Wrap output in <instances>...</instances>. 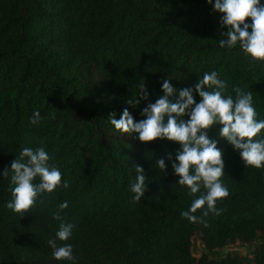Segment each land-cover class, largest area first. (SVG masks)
I'll return each mask as SVG.
<instances>
[{"label": "trees", "instance_id": "16d2710c", "mask_svg": "<svg viewBox=\"0 0 264 264\" xmlns=\"http://www.w3.org/2000/svg\"><path fill=\"white\" fill-rule=\"evenodd\" d=\"M214 2L0 0V174L23 147H43L62 174L61 186L22 217L6 207L10 176L0 175V264H264V167L244 166L212 126L208 137L223 151L229 195L217 201L219 215L204 218L207 227L191 223L180 213L195 197L171 166L180 145L141 142L109 119L124 108L143 119L165 79L179 90L217 71L228 85L224 95L235 99V86L251 91L256 119L264 120V61H252L239 45L220 47L228 29ZM142 83L148 99L133 107L127 102L140 98ZM35 111L41 120L33 125ZM162 157L165 171L156 165ZM137 165L147 189L133 202ZM62 222L75 225L66 241L55 237ZM50 238L70 244L74 260L54 259ZM236 241L249 252L218 253Z\"/></svg>", "mask_w": 264, "mask_h": 264}, {"label": "clouds", "instance_id": "9594fccd", "mask_svg": "<svg viewBox=\"0 0 264 264\" xmlns=\"http://www.w3.org/2000/svg\"><path fill=\"white\" fill-rule=\"evenodd\" d=\"M208 3L212 4L213 0H208ZM213 11L223 14L221 24L228 29L223 34L225 39L219 41L220 47L231 49L239 45L252 61H264V4L260 0H215ZM161 88L163 95L141 110L143 119L134 121L129 110L124 108L119 119L114 118L115 113L110 114V123L121 134H137L141 142L167 139L180 145L171 166L174 174L179 176L177 184L188 190V196L195 197L188 210L180 215L191 223L199 222L207 227L204 218L209 213L219 215L215 205L229 195L221 181L224 175L223 151L217 147L216 140L208 137V131L212 126L219 125V136L239 152L244 166L262 168L264 138L256 137L264 130V120L256 119L251 91L235 86V99L232 95H224L228 85L219 78L217 71L204 73L202 79L191 87L177 90L165 79ZM193 92L201 98L198 103ZM138 95L140 98L135 104L131 101L127 103L135 107L140 100L148 99L144 83L140 84ZM173 96L174 102L170 99ZM185 116L187 119H184ZM40 120L39 111H35L30 123L36 125ZM166 158L171 161L172 154L169 153ZM49 160L43 147H23L10 168L6 167L0 174L10 176L11 200L6 207L13 213L20 217L30 213L38 198L43 203L47 194L61 186L62 174L57 167L49 165ZM156 165L165 171V157L158 159ZM135 170L137 175L130 191L133 202H140L147 189L146 177L142 167L137 165ZM63 187H69L67 181L63 182ZM197 193L200 194L197 196ZM67 207L68 202H62L53 218L61 220L60 213ZM198 210H201V216L195 215ZM74 227L72 223L62 222L55 237L60 241L68 240ZM48 244L53 249L54 259L74 260L70 244L58 247L56 239L51 238Z\"/></svg>", "mask_w": 264, "mask_h": 264}, {"label": "rangeland", "instance_id": "374dc122", "mask_svg": "<svg viewBox=\"0 0 264 264\" xmlns=\"http://www.w3.org/2000/svg\"><path fill=\"white\" fill-rule=\"evenodd\" d=\"M194 241V240H193ZM194 245L199 249L201 248V246L198 244L199 242H193ZM249 246L245 245V244H240L239 242H233V243H228L226 244L224 247H222L221 249L218 250V253H220L221 255L231 251V250H235L237 251L239 254H247L249 252Z\"/></svg>", "mask_w": 264, "mask_h": 264}]
</instances>
